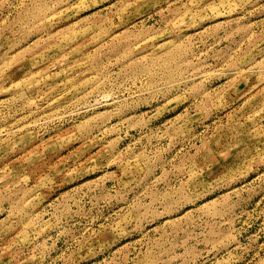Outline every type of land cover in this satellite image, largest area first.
<instances>
[{"label": "rangeland", "instance_id": "374dc122", "mask_svg": "<svg viewBox=\"0 0 264 264\" xmlns=\"http://www.w3.org/2000/svg\"><path fill=\"white\" fill-rule=\"evenodd\" d=\"M0 264H264V0H0Z\"/></svg>", "mask_w": 264, "mask_h": 264}]
</instances>
